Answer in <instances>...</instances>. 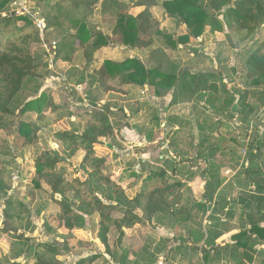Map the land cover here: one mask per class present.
Returning <instances> with one entry per match:
<instances>
[{"label": "trees", "instance_id": "trees-1", "mask_svg": "<svg viewBox=\"0 0 264 264\" xmlns=\"http://www.w3.org/2000/svg\"><path fill=\"white\" fill-rule=\"evenodd\" d=\"M12 1L0 0V132L13 131L16 139L23 140L24 146H32L37 142L41 127L38 123L21 120V117L33 112L36 120L43 122L47 112L55 113L60 109V105L54 103L50 89L40 90L46 81L45 75L37 73L38 59L33 56L31 49L38 43L46 46L53 56V63H71L74 54L81 52L85 70L81 72L74 68L73 72H76L65 79L77 86L95 85L104 91L111 90L107 86L109 81L127 86H148L156 97L171 92L172 105L192 100H203L205 105L212 106L222 102L224 111L220 113L230 110L233 115L239 114L242 121L246 120L247 114L264 109V40L247 51L241 75L238 76V71H235L236 77L248 86V89L243 90L232 91V87L223 84L219 87L218 76L214 73H193L180 69L167 54V50L176 51L178 46L188 48L190 39L201 43L206 29L221 33L223 23L239 34L240 43L255 42L259 33L264 31V0H163L160 3L162 15L172 20L177 28L184 29V33L178 36L159 29L158 21L147 9L149 7L145 8L155 5L152 0L146 1L148 3L144 0H32L37 24L21 12L10 9ZM96 6L102 17L113 19L110 34L102 33L92 23ZM141 7L145 9L138 15L129 14L131 8ZM50 30L60 32L63 38L58 42L48 41L46 35ZM110 44L127 51H142L144 59L134 56L119 63L106 60L98 68H93L92 73H88L96 51ZM189 50L192 53L196 51ZM44 68H48V64ZM31 83H34V87L28 98L23 95V91ZM91 103L93 110L88 113L84 131H77L71 125L70 130L55 134L69 158L78 151L84 153L78 169L75 168V176L66 179L56 170L60 163L57 156L50 158L44 154L34 161L32 182L39 187V182L44 181L51 193L60 197V200H55L59 207L57 220L64 229H84L85 217L97 216L96 238L104 246V253L115 264H125L127 253L116 260L110 252L107 235L111 229L116 230L118 238H121L123 229H131L136 225L149 226L164 216L165 212L175 224L187 222L191 215H204L212 205L218 204L214 201V195L221 185V168L210 161L217 149L207 151L206 161L203 160L206 166L200 176L206 174L207 180L201 201L192 200L183 213L172 214L168 211L174 204L170 200L183 185L179 181L170 183L169 178L179 173V164L166 157L162 165L149 170L144 176L131 174V177L141 180V187L133 198L127 197L124 189L111 179L105 165L106 158L97 156L94 151L100 139L113 137L116 131L121 133L123 127L114 128L110 121L112 109L109 105ZM173 120L170 117L168 123L172 124ZM156 123H159L157 119ZM248 148L255 150L258 156H263L264 140H252ZM261 150L263 153L259 154ZM1 175L0 169V178ZM259 190L264 191L261 188L256 192ZM225 208L226 205L222 207L223 210ZM23 209L21 204H17V212L13 211L9 198L1 202L2 217L6 224ZM253 227L255 229L257 226L251 225V230ZM219 236L216 230L193 232L187 240H180V244L199 251L203 263L209 264L213 253L220 257L228 249L227 244H215ZM231 238L237 241L231 246L229 256L236 260H245L247 256L248 262L245 263L251 264L250 255L239 253V250L253 246L252 234L246 236L240 232ZM60 239L31 245V264H62L57 257L68 253L69 247L64 236ZM99 256L102 254L81 259L77 264L92 263Z\"/></svg>", "mask_w": 264, "mask_h": 264}, {"label": "rangeland", "instance_id": "rangeland-1", "mask_svg": "<svg viewBox=\"0 0 264 264\" xmlns=\"http://www.w3.org/2000/svg\"><path fill=\"white\" fill-rule=\"evenodd\" d=\"M146 1L148 0H144ZM152 1L155 5L145 8L149 7L147 9L158 21L159 29L174 36L182 35L184 29L177 28L172 20L162 15L160 3L163 0ZM145 8H131L129 14L136 16ZM10 9L21 12L37 24L32 0H13ZM219 19L222 17L219 16ZM92 23L104 34H110L109 29L114 24L112 18L100 15L97 6ZM216 33H204L201 43L190 39L188 48L178 46V50H167V54L180 69L193 73L216 74L219 87L223 84L232 87V91L248 89L242 79L236 77L235 71H238V76L241 75L240 70L247 57V51L264 40V31L259 33L253 43H240L239 34L230 30L224 23L223 31ZM61 38L63 35L57 31L50 30L46 35V39L51 42H58ZM31 49L33 56L38 59L37 73L45 75L46 81L40 90L50 89L53 101L60 105V109L55 113L47 112L43 122H38L33 112L21 117V120L38 123L41 127L37 142L32 146H24L23 140L16 139L13 131L0 132V264H31V245L51 242L54 238L61 240V236L66 238L69 247L68 253L57 257L62 264H77L81 259H88L100 253L101 257L88 264H115L104 253V246L96 238L97 216L85 217L84 229H64L57 220L59 207L55 200H60V197L53 195L44 181L39 182V187L32 182L34 161L44 154L50 158L57 156L60 163L57 164L56 170L66 179L75 176V168L78 169L84 153L78 151L69 158L55 134L70 130L71 125L77 131H84L88 113L93 110L91 102L109 105L112 109L109 114L110 121L114 128L121 126L122 130L129 131L123 137L116 131L113 137L102 138L99 144L94 146L95 154L106 158L105 165L111 179L124 189L127 197L133 198L141 187V180L131 177V174L144 176L149 170L162 165L166 157L181 166L179 173L169 178L170 183L179 181L183 185L170 200L174 203L173 208L168 210L172 214L182 212L190 201L195 200L193 192H200L202 184H197L193 191L187 181L202 174L201 171L205 168L202 160H205L210 149H217V163L228 159L234 165L240 166L247 159L252 163L261 161L249 150L248 145L252 140H264V124L261 123V120H264V109L251 115L247 114L246 120L242 121L239 114L233 115L230 110L220 113L224 109L222 102L212 106L205 105L203 100H192L172 105L171 92L163 97H156L148 86L120 85L117 81L107 83L110 91H104L95 85L77 86L65 79L76 72H73L74 68L81 72L85 70L81 52L74 54L71 63H53V56L43 43L34 44ZM189 49L196 51L192 53ZM143 53L127 51L110 44L96 51L93 63L87 71L92 73L93 68H98L106 60L119 63L134 56L144 59ZM45 64H48V68H44ZM33 87L34 83L27 85L23 95L30 98ZM67 113L70 116L66 117ZM170 117L174 118L172 124L168 123ZM156 119L159 123H156ZM202 149L204 153L199 154ZM245 150L247 153L244 155ZM144 154H147L144 157L148 160L143 162L137 157ZM224 175L225 171L221 170L220 179ZM240 188L247 191L250 189L244 184L240 185ZM6 198L11 200L13 211L17 212V204L24 208L7 224L1 212V202ZM226 202L224 194L222 200L216 206H211L204 215H191L187 222L175 224H172L165 212L164 216L149 226L136 225L131 229H123L121 238H118L116 230L111 229L107 235L110 252L116 260H120L122 255L127 253L126 257H131L132 260L129 262L127 258L125 264H184L186 260H190L189 264H194L191 261L198 257V252L187 247L190 251L188 250L187 257H183L181 249L186 247L185 244H180V240H187L193 232L204 233L209 229L226 231L227 222L220 221L227 216L222 209ZM167 230L170 231L171 238L165 237ZM59 243L61 244V241Z\"/></svg>", "mask_w": 264, "mask_h": 264}, {"label": "crops", "instance_id": "crops-1", "mask_svg": "<svg viewBox=\"0 0 264 264\" xmlns=\"http://www.w3.org/2000/svg\"><path fill=\"white\" fill-rule=\"evenodd\" d=\"M207 32L211 31L208 29V31H206L205 33ZM215 33L216 32H214L213 34ZM215 35L218 36L217 33ZM261 123L264 124V120H261ZM126 133H129V131L127 132V130H121L120 135H122L123 137L126 136ZM124 138L126 140V137ZM250 151L256 157L261 159V161L252 163L247 159V161L245 163H242V165L240 166L234 165V163H231V161L228 159L225 162L217 163L215 161L217 156L219 155L217 153H215L213 158L210 160L214 164L222 165V167L220 166V168L221 170L225 171L224 177L222 176V179H220L221 185L214 195V201H217V203H219L222 200L223 195H226V208L223 210V212L226 213L227 216L223 218L224 220L220 221L227 222L228 229L222 232L219 230L216 231L217 234H220V236L217 240H215V244L220 246L227 244L228 249L226 250L225 254L222 253L220 257H216L213 253L211 255V261L209 262V264H246L245 262H248L247 256L245 257V260H236L231 258L228 254L229 250H231L232 248L231 246L235 243V241H237L236 239L231 237L233 235L239 234L240 232L244 233L246 236H251L252 234L253 246L250 249H240L239 253L244 252L246 255H250L251 264H261L264 261V191L259 190L258 192H256L257 189H264V153L263 150H261L259 154L263 153V156H258V153L256 154L255 150ZM243 152L245 155L247 153V150ZM198 153H204L203 149ZM146 155L147 154H144L143 156L137 158L144 162L148 160L144 157ZM202 164L206 166L203 160ZM241 169L243 173L242 171L240 172ZM199 177L200 176H195L194 178H192V180L187 181L188 185L192 188L193 191L194 187L197 184H202L199 193H195V191H192L197 202H199L202 198L204 192L203 186L205 181L207 180L206 174H203V176H201L204 181ZM242 184L248 186V188L250 189L248 191L242 190L240 188V185ZM233 193L235 196L233 195ZM213 206L214 205H212V207ZM251 225H256L257 227H255V229L253 227V230H251ZM167 231L168 233L165 235V237L171 238L172 235L170 231ZM185 247L186 248L182 247L181 249V255H183V257H187L188 252L190 251L187 248L190 246L185 245ZM99 252H101L100 249ZM161 256H164V254H161ZM131 260V257H128V261L131 262ZM189 261L186 260L185 263H183L189 264ZM191 262L194 264H204L201 258V253L199 251L198 257H195V259H193Z\"/></svg>", "mask_w": 264, "mask_h": 264}]
</instances>
